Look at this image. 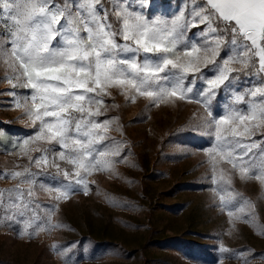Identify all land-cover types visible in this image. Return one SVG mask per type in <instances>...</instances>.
I'll return each instance as SVG.
<instances>
[{
    "label": "snow or ice",
    "instance_id": "1",
    "mask_svg": "<svg viewBox=\"0 0 264 264\" xmlns=\"http://www.w3.org/2000/svg\"><path fill=\"white\" fill-rule=\"evenodd\" d=\"M0 64L10 85L0 95L33 129L13 144L26 164L7 174L19 183L0 189V225L19 224L28 238L67 228L52 222L60 202L87 195L95 173L119 176L128 151L110 135L113 89L151 106L197 104L209 137L206 187L231 228L254 222L255 203L234 181L264 190V0H181L175 9L170 0H0ZM37 186L52 201L43 210ZM74 246L54 245L65 264H78ZM218 247L248 264L250 249Z\"/></svg>",
    "mask_w": 264,
    "mask_h": 264
},
{
    "label": "rangeland",
    "instance_id": "2",
    "mask_svg": "<svg viewBox=\"0 0 264 264\" xmlns=\"http://www.w3.org/2000/svg\"><path fill=\"white\" fill-rule=\"evenodd\" d=\"M170 3L175 9L181 0ZM5 74L0 64V92L10 87ZM105 101L106 115L118 118L110 135L126 142L128 163L117 165L119 176H89L87 195L76 192L60 202L52 222L67 228L28 238L19 235V224L0 225V264H65L54 245L69 242H75L78 264H245L222 253L221 244L233 251L250 249L248 264H264V190L237 175L235 189L255 203L256 216L231 228L206 187L203 149L209 137L198 127L200 107L187 101L151 106L143 97L129 101L115 89ZM0 132V189H6L19 183L7 174L26 164L13 144L33 133L24 109L12 106L7 93L0 95ZM36 199L41 210L52 203L38 186Z\"/></svg>",
    "mask_w": 264,
    "mask_h": 264
}]
</instances>
